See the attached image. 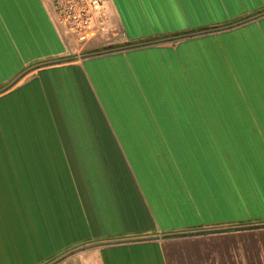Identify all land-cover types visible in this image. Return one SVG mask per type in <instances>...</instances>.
Segmentation results:
<instances>
[{"label": "crops", "instance_id": "obj_1", "mask_svg": "<svg viewBox=\"0 0 264 264\" xmlns=\"http://www.w3.org/2000/svg\"><path fill=\"white\" fill-rule=\"evenodd\" d=\"M104 2L79 54L50 0H0V264H171L189 230L264 255V0Z\"/></svg>", "mask_w": 264, "mask_h": 264}, {"label": "rangeland", "instance_id": "obj_2", "mask_svg": "<svg viewBox=\"0 0 264 264\" xmlns=\"http://www.w3.org/2000/svg\"><path fill=\"white\" fill-rule=\"evenodd\" d=\"M214 28L216 27H206L195 31ZM166 220L169 221L170 218ZM185 233L187 235L167 238V243H170L171 264H264V255H260L259 250L253 251L251 256L245 255L248 254L247 251L236 250L237 246L240 247L245 243L241 236L232 234L233 236L228 238L224 234L220 236L213 235L211 232L202 234L201 231L195 230L185 231ZM255 242L251 243L255 244Z\"/></svg>", "mask_w": 264, "mask_h": 264}, {"label": "built area", "instance_id": "obj_3", "mask_svg": "<svg viewBox=\"0 0 264 264\" xmlns=\"http://www.w3.org/2000/svg\"><path fill=\"white\" fill-rule=\"evenodd\" d=\"M53 16L75 41L79 54L89 51L91 43L107 30L108 12L104 0H50Z\"/></svg>", "mask_w": 264, "mask_h": 264}, {"label": "water", "instance_id": "obj_4", "mask_svg": "<svg viewBox=\"0 0 264 264\" xmlns=\"http://www.w3.org/2000/svg\"><path fill=\"white\" fill-rule=\"evenodd\" d=\"M242 23L243 22H239V23H236L233 25H228V26L214 28V29H205V30L185 33V34H181V35H176V36H172V37H165V38H161V39L138 42V43H134L132 45L124 46V47L117 48V49L93 53L92 55H101V54L115 52V51H121V50L144 48V47H149V46L160 45V44L170 42V41H178V40H182V39H186V38H193V37L209 34L212 32H217V31L224 30V29L226 30L228 28H232V27L241 25ZM86 56H91V55H86ZM74 59H76V58L63 59L62 61H68V60H74ZM183 235H187V233H185V232L167 233V234L163 235V237L168 238V237H176V236H183ZM156 238H158V237H139V238H130V239H119V240H113V241H108V242H100L98 244L102 245V244H106V243L134 242V241H142V240H151V239H156Z\"/></svg>", "mask_w": 264, "mask_h": 264}]
</instances>
